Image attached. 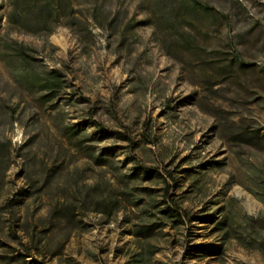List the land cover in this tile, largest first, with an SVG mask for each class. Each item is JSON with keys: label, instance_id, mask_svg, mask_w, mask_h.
Wrapping results in <instances>:
<instances>
[{"label": "rangeland", "instance_id": "rangeland-1", "mask_svg": "<svg viewBox=\"0 0 264 264\" xmlns=\"http://www.w3.org/2000/svg\"><path fill=\"white\" fill-rule=\"evenodd\" d=\"M70 2L0 0V264H264V0Z\"/></svg>", "mask_w": 264, "mask_h": 264}, {"label": "trees", "instance_id": "trees-1", "mask_svg": "<svg viewBox=\"0 0 264 264\" xmlns=\"http://www.w3.org/2000/svg\"><path fill=\"white\" fill-rule=\"evenodd\" d=\"M14 8L12 9L11 18L12 21L23 30L32 32V33H49L53 29L52 20L54 18L60 17L59 7L63 6L61 10L68 11V19L70 22L74 20L71 15V2L70 0H13ZM22 2V10H20L17 6L19 3ZM156 4L160 7H163L165 3L171 4V0H155ZM199 5L205 9H210V6L202 1H197ZM179 4H173L170 6L168 12L164 15V19L168 26H176V15L179 12L180 8ZM68 24V23H66ZM187 42H191L189 39H186ZM21 52L25 54V51L21 49ZM62 79L60 78V72L57 69H51L45 75H43V85L46 87L50 94H53L58 86L61 85ZM98 128L102 132H112L117 136H121L123 139H129L131 143L134 142L132 137L123 131L116 130V129H108L106 126L102 125L100 122L97 121L96 123ZM73 133H78L79 128H73ZM105 160V159H101ZM145 172L147 173H157L160 174L156 167L152 166H143L142 167ZM169 187V184H167ZM166 195H169L168 188H166ZM166 212L169 216H179V218L183 215L182 211L172 207L171 205H167ZM19 264H27L25 261Z\"/></svg>", "mask_w": 264, "mask_h": 264}]
</instances>
